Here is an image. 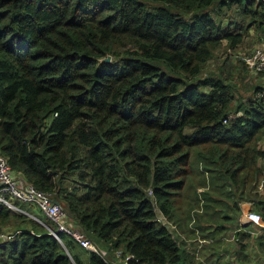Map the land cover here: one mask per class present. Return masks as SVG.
Returning a JSON list of instances; mask_svg holds the SVG:
<instances>
[{
    "label": "trees",
    "instance_id": "16d2710c",
    "mask_svg": "<svg viewBox=\"0 0 264 264\" xmlns=\"http://www.w3.org/2000/svg\"><path fill=\"white\" fill-rule=\"evenodd\" d=\"M251 26L263 0H0V154L101 252L0 203V264H203L173 229L213 254L264 229L239 221L246 202L264 221V88L233 103L200 77Z\"/></svg>",
    "mask_w": 264,
    "mask_h": 264
},
{
    "label": "rangeland",
    "instance_id": "374dc122",
    "mask_svg": "<svg viewBox=\"0 0 264 264\" xmlns=\"http://www.w3.org/2000/svg\"><path fill=\"white\" fill-rule=\"evenodd\" d=\"M223 20L224 23H226L227 20H225V18ZM235 20L240 21L241 16L235 14ZM263 36L264 32L256 29L255 26H251L248 32L244 34L243 41L236 48L232 50H227L226 42L223 41L222 46L206 63L205 68L200 74V77H204L205 75L209 76L210 74L218 76L221 75L225 81L229 82L234 86L232 89L233 95L235 97L233 103H235L239 99H245L251 96L254 91L253 87L256 85L264 88V74L252 72L247 68V66H245L244 63L240 61L241 57H243L246 53L250 52L256 46L261 44V39L263 40ZM204 89L208 90V88L206 87ZM262 144L264 146V140L262 141ZM205 176L207 178L208 175L205 174ZM261 184L263 186L261 188L259 187V190L262 194H264V181L261 182ZM198 192H200L199 189L197 190V193ZM24 208L29 210L28 212L32 213V215L37 219L46 220L36 209L32 208L31 206H26ZM201 209L202 206H200V209H198V211ZM219 214L220 216H226L225 211L220 212ZM220 216L215 219V226L221 224L226 225V218ZM68 223L74 228H76V226L73 225L71 221L68 220ZM208 224L209 229H212L213 226L210 224V222H208ZM8 230L10 229L5 228L4 232L2 233H5L6 236L7 234L10 235V232ZM173 230L174 234L177 237H180V239L184 238L186 240V249L190 253L194 254L195 262L200 261L203 264H264V248L261 247L259 244H257L256 247L255 243L250 241L251 239L258 238L259 236L260 238L264 237V229L252 226V232L250 233L252 236L249 238L242 239L240 241L235 239L237 235L233 233H228L227 235L226 233H224L223 235H217L216 237L220 238L218 240L220 244H217L218 247H216L218 251L215 254L211 252L207 241H193V243L195 244L192 245L190 244L191 241L187 240L185 236L181 234L177 229ZM225 231L226 230H223L222 232ZM244 242H247V249L244 253L245 258H242V254H240L239 252L240 246ZM98 245L100 246L99 243ZM204 245L207 246V249L204 248ZM101 248L103 249V247ZM102 252L105 253V257L107 260L113 261L115 259L111 254H106L104 250H102ZM240 258L242 260H240Z\"/></svg>",
    "mask_w": 264,
    "mask_h": 264
},
{
    "label": "built area",
    "instance_id": "2783aa9c",
    "mask_svg": "<svg viewBox=\"0 0 264 264\" xmlns=\"http://www.w3.org/2000/svg\"><path fill=\"white\" fill-rule=\"evenodd\" d=\"M242 60L252 72L264 74V36L261 44L244 55ZM14 201H18L20 205L31 206L45 216L52 227L45 226L59 241L58 232H65L82 248L97 254L101 253L84 232L68 223L64 210L58 203L54 202L46 192L37 189L30 183L20 181L13 173L7 159L0 154V203L15 212L28 215L42 223L32 213L27 212L20 205L14 204ZM243 218L252 225L264 227V221L260 213L255 210L248 209L243 214ZM8 236V234L6 236L5 233H1L0 243L6 240ZM114 255L115 259L113 261L106 260V264H131L130 261L134 258L131 254L123 255L120 250H117Z\"/></svg>",
    "mask_w": 264,
    "mask_h": 264
},
{
    "label": "crops",
    "instance_id": "0c3cea01",
    "mask_svg": "<svg viewBox=\"0 0 264 264\" xmlns=\"http://www.w3.org/2000/svg\"><path fill=\"white\" fill-rule=\"evenodd\" d=\"M261 41H262V39H261ZM20 181H22L20 178H18ZM23 182V181H22ZM23 183H25V182H23ZM260 188L262 187V184L259 186ZM242 213H241V215H240V219H239V221H240V223L243 225V222H247V221H245L244 220V218H243V214L245 213V211H247L248 209H251V204L249 203V202H246V203H243L242 204ZM250 223V222H249ZM257 239V238H256ZM256 239H251L250 241L251 242H253V243H255V246L258 244L257 242H256ZM257 247V246H256ZM256 250V249H255Z\"/></svg>",
    "mask_w": 264,
    "mask_h": 264
},
{
    "label": "water",
    "instance_id": "95a60500",
    "mask_svg": "<svg viewBox=\"0 0 264 264\" xmlns=\"http://www.w3.org/2000/svg\"><path fill=\"white\" fill-rule=\"evenodd\" d=\"M110 56L108 55V56H106L105 58H103L102 60L103 61H105V62H109L110 61ZM161 217V216H160ZM164 222V224L166 225V226H168V224L165 222V221H163ZM250 223L249 222H243V225L244 226H246V225H249Z\"/></svg>",
    "mask_w": 264,
    "mask_h": 264
}]
</instances>
